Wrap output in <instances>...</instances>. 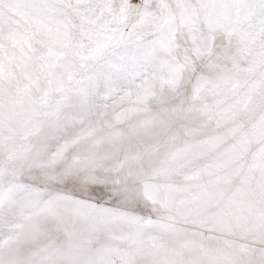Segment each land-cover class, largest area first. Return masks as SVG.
<instances>
[{"label":"snow or ice","instance_id":"1","mask_svg":"<svg viewBox=\"0 0 264 264\" xmlns=\"http://www.w3.org/2000/svg\"><path fill=\"white\" fill-rule=\"evenodd\" d=\"M0 264H264V0H0Z\"/></svg>","mask_w":264,"mask_h":264}]
</instances>
